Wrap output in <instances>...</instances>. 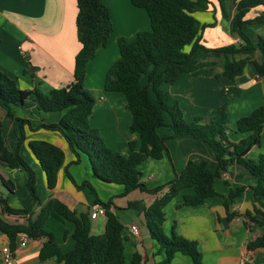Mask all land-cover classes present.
I'll return each mask as SVG.
<instances>
[{
	"label": "crops",
	"instance_id": "crops-1",
	"mask_svg": "<svg viewBox=\"0 0 264 264\" xmlns=\"http://www.w3.org/2000/svg\"><path fill=\"white\" fill-rule=\"evenodd\" d=\"M237 1L223 0L221 7L218 0H209L205 11L193 13L201 23L214 22L213 26L205 27L201 34L200 43L203 46L214 48L242 42L240 36L232 29ZM103 2L110 14L112 32L107 45L98 48L86 65L84 85L94 93L96 99L88 121L107 147L127 155L130 151V140L134 141L135 149H138V136L129 133L131 113L126 107L124 95L118 91L104 90V79L108 67L119 56L118 38L131 40L138 31L149 30L150 19L145 9L134 6L130 0ZM262 11L263 6H255L243 18H255ZM76 12V0H0V71L13 78L20 89L26 90L39 88L49 91L70 82L74 58L80 48L76 36ZM242 30L253 42H257L259 38L264 40V21L246 23ZM196 56L197 60L214 62L209 67L216 73L221 72L222 66L218 57L200 50ZM251 58L264 62V56L259 50H256ZM141 84H147V76L142 77ZM161 88L178 100L186 121L196 116L208 118L224 104L231 128L233 127L227 130L228 139L232 142L246 136V133L235 130L236 119L248 115L264 102V74L259 75L252 62L246 63L243 72L231 80L215 74L194 76L183 73L173 84L164 83ZM147 95L150 101L154 100L150 87L147 89ZM8 110L17 118L28 119L32 126L57 122L64 113L39 110L31 96L23 104H10L9 107L0 101V120L5 145L11 152L18 149L20 156L30 164L36 184L41 189L39 205L34 207L31 214L7 213L2 210L0 204L2 220L7 223H25L28 217H35L40 206L50 198L58 199L78 213L89 212L90 206L96 200L107 202L111 199L115 206L113 210L123 224L126 264H131L134 254L140 255L144 264H193L188 255L180 252L174 253L170 263H164V251L160 250L156 241L150 237L143 211L138 212L128 207L129 202L136 201L141 202L145 208L148 207L163 195L167 187L157 193L134 189L120 196L123 186L102 181L92 173L90 166L95 180L88 182L94 185L95 181L102 192L100 195L98 191L94 200L88 192L80 189L78 192L83 196L79 197L78 192H75L73 186L67 184L65 179L63 185H59L57 180L54 187L49 188L44 171L27 146L28 141L42 139L60 147L65 154L64 163L60 168L63 171V165L73 160L74 154L60 133L44 128L31 131L26 124L23 127L24 139L18 143L19 121L10 118ZM167 117L165 114V120L169 121ZM157 132L160 136H167L170 129L165 131L160 127ZM165 145L166 152L161 158H147L138 166L141 181L148 189L169 182L175 174L181 172L188 161H206L208 168H217L215 151L203 141L185 136L170 137L166 138ZM260 155L264 156V126L259 144L254 145L246 157L256 160ZM83 156L84 154H81L80 160H83ZM84 170L86 171L85 167ZM0 175L14 184V190L10 191L0 182V198L5 199L10 208H25L32 203V196L27 187L28 174L23 168H9L0 162ZM86 176V173L84 176L78 175L74 180L81 182ZM254 184L255 178L237 162L227 170L220 171V176L213 183L218 195H226L230 189L244 186L240 195L231 202V218H227L222 197L215 195L206 198L201 204L185 206L182 205V196L191 193L192 189L180 190L163 208V232L168 236L176 233L194 240L201 252L203 264H264V246L255 249L246 247L250 240L260 236L264 230V215L261 213L264 212V198L253 194L250 186ZM99 215L105 216L104 211L91 218V233L103 232L106 217L99 218ZM132 226L137 227V234L132 233ZM44 228L52 235L62 252L70 251L74 247L73 223L48 217ZM18 235L11 264H64L55 257L40 260L39 250L48 238L46 235L30 238L23 247L18 246ZM5 247L9 248V241L0 231V250ZM0 264H5L1 258Z\"/></svg>",
	"mask_w": 264,
	"mask_h": 264
},
{
	"label": "trees",
	"instance_id": "trees-1",
	"mask_svg": "<svg viewBox=\"0 0 264 264\" xmlns=\"http://www.w3.org/2000/svg\"><path fill=\"white\" fill-rule=\"evenodd\" d=\"M131 3L147 11L150 19V29L140 30L133 39L120 37L117 40L119 56L108 67L104 90L121 92L126 101V107L131 113L129 133L137 134L139 147L135 149L133 140L128 142L127 155L113 151L105 145L97 130L90 126L89 117L95 101L92 93L85 87L84 79L86 65L98 48L108 43L112 32V22L108 8L103 0H76V36L80 48L74 58L73 76L70 82L49 91L39 88L20 89L13 78L0 71V101L9 107L10 104H23L32 97L39 110L64 111L57 122L40 123L32 126L26 118H17L8 110V116L19 121L20 137L24 139L23 127L35 131L44 128L58 132L66 141L69 150L74 154L70 163H77L81 154L87 156L92 173L105 182L123 186L120 196L134 189L157 193L164 187L166 191L155 199L148 207L141 202H129L128 207L143 211L144 220L150 237L156 241L160 250L164 251V263H170L176 252L188 255L193 264H203L201 252L194 240L172 233L166 235L162 230L164 206L176 196L180 190L191 188V193L182 196V205L194 206L201 204L206 198L218 195L213 183L220 176V171L227 170L234 162L243 165L255 178V184L250 186L254 195L264 198V156L258 159L247 158L249 150L260 142L264 126V102L255 107L248 115L235 121V130L246 133V136L232 142L227 136L229 122L226 107L220 105L215 113L208 117L196 116L190 121L183 117L182 110L176 98L164 91V83L173 84L181 74L191 75L215 74L234 79L243 72L248 62H252L259 75L264 74V62L252 60V55L259 50L264 56V40L257 42L243 32L246 23L264 21V11L252 19H244V15L255 6H263L264 0H238L233 15L232 29L240 36L241 43H231L214 48H208L200 43L205 27L213 26L214 22L201 23L193 15L196 11H205L209 0H130ZM223 6V0H218ZM189 45V50L184 47ZM216 56L222 66L220 73L209 67L210 61L197 60L198 51ZM147 76V84L142 85V77ZM150 87L154 100L150 101L147 89ZM165 114L169 121L165 120ZM166 126L170 134L160 136L157 129ZM192 137L208 144L214 151L217 168H208L206 161L199 163L188 161L179 174L167 183L148 189L141 181L139 164L147 158L159 159L166 152L165 140L170 137ZM28 148L38 160L46 176L49 188L56 183V174L64 163L65 154L55 144L42 139H32ZM0 162L9 168H23L28 174L27 185L33 201L29 206L20 209L10 208L5 199L0 198L2 210L12 214H31L39 200L34 187V172L30 165L20 156L18 149L11 152L5 145L2 136L0 120ZM63 165L66 176L74 183L73 178ZM0 181L10 191L14 184L10 179L0 175ZM92 187L87 181L80 186ZM244 186H237L226 195H221L227 218H231L230 205L235 197L240 195ZM104 208L106 217L102 233H91V218L89 212H77L55 198H50L40 206L35 217H28L25 223H7L0 218V231L8 238L9 249L15 248L18 234L29 238L46 235L48 238L39 250L40 260L55 257L64 264H126L123 249V224L114 212L111 199L107 202L96 200ZM264 215V212H261ZM73 223L72 237L74 247L62 252L52 235L44 228L46 218ZM264 246V230L260 236L250 240L247 249ZM131 264H144L141 256L134 254Z\"/></svg>",
	"mask_w": 264,
	"mask_h": 264
},
{
	"label": "rangeland",
	"instance_id": "rangeland-1",
	"mask_svg": "<svg viewBox=\"0 0 264 264\" xmlns=\"http://www.w3.org/2000/svg\"><path fill=\"white\" fill-rule=\"evenodd\" d=\"M184 49H185V51H188L189 50V45H186L185 47H184ZM196 58L198 59V56H196ZM166 84H168V83H166ZM92 93V95L94 96V98H95V95H94V93L93 92H91ZM94 102H96V99H95V101ZM166 117H167V115H166ZM167 120H168V117H167ZM227 127H228V130L231 128V122H228V124H227ZM161 128H164V130L165 131H167L168 130V128L166 127V126H163V127H161ZM233 128V127H232ZM231 128V129H232ZM25 160V159H24ZM26 161V160H25ZM27 162V161H26ZM28 163V162H27ZM29 164V163H28ZM66 164H68L67 165V170L69 171V173L71 174V176H72V178H73V181H74V183L66 176V174L64 173V171L62 170V169H59L58 171H59V174H58V172H57V174H56V181L58 180V184L59 185H63V181H64V179H65V182L67 181V184H69V185H71V186H73V188H74V190H75V192H78L79 191V189L80 190H83V191H85V192H88L92 197H93V200L96 198V196H97V192L99 191V194L100 195H102V192L100 191V186H98V184L94 181V185L93 184H90L88 181H90V180H95V178L93 177V175L91 174V170H90V162H89V160H88V158H87V156L86 155H84L83 156V160L81 159V160H79V162H77V163H70V161H68ZM30 165V164H29ZM66 166V165H65ZM84 167H85V169H86V171L84 170ZM64 169V168H63ZM85 173H86V177L87 178H85L84 180L85 181H87L90 185H91V187H92V189L93 190H91L87 185H84V186H80L81 185V183L83 182V181H79V182H76L75 180H74V178L76 177V176H84L85 175ZM57 175H58V177H57ZM34 178H35V174H34ZM76 179V178H75ZM88 179V180H87ZM1 182V181H0ZM115 186V185H114ZM27 187H28V185H27ZM34 187H35V192H36V194H37V197H38V200H40L41 199V189H40V187L39 186H37V184H36V179H35V182H34ZM28 189H29V187H28ZM96 190V191H95ZM30 192V191H29ZM31 194V193H30ZM79 197H81L82 198V193H79L78 192V194H77ZM32 196V195H31ZM218 196H220V194L218 195ZM221 197V196H220ZM30 202H34L33 201V198H31V201ZM105 218V216L104 215H99V218ZM95 230L93 229V232H94Z\"/></svg>",
	"mask_w": 264,
	"mask_h": 264
},
{
	"label": "built area",
	"instance_id": "built-area-1",
	"mask_svg": "<svg viewBox=\"0 0 264 264\" xmlns=\"http://www.w3.org/2000/svg\"><path fill=\"white\" fill-rule=\"evenodd\" d=\"M102 211H104V208H103V206L101 204L93 203L90 206V209H89L90 218H95ZM131 231H132L133 234H137L138 233V229L135 226L131 227ZM29 239L30 238L27 235L19 234L18 235V246L19 247L25 246ZM0 258H1L2 262H4L5 264H11L12 261H13V251H11L7 247L2 248L0 250Z\"/></svg>",
	"mask_w": 264,
	"mask_h": 264
}]
</instances>
